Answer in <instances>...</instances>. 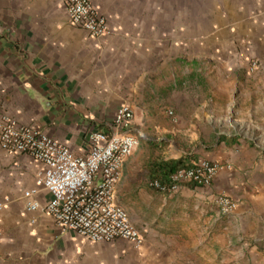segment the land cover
<instances>
[{"label": "crops", "instance_id": "obj_1", "mask_svg": "<svg viewBox=\"0 0 264 264\" xmlns=\"http://www.w3.org/2000/svg\"><path fill=\"white\" fill-rule=\"evenodd\" d=\"M91 1L111 27L103 41L71 26L65 0H0V102L78 157L89 154L92 134H113L118 108L130 107L140 144L114 201L145 241L118 251L123 240L92 243L64 231L36 184L44 165L0 143V264H222L226 245L230 264H264V248L243 247L264 234V95L249 65L264 55V0H226L232 7L210 14H194L192 0ZM200 20L211 22L203 37ZM244 80L252 89L243 93ZM178 159L230 168L210 186L152 188L156 167ZM248 168L254 175L242 176ZM31 190L37 210L28 209ZM221 195L238 202L231 214L221 213Z\"/></svg>", "mask_w": 264, "mask_h": 264}, {"label": "built area", "instance_id": "obj_2", "mask_svg": "<svg viewBox=\"0 0 264 264\" xmlns=\"http://www.w3.org/2000/svg\"><path fill=\"white\" fill-rule=\"evenodd\" d=\"M65 2L71 26L84 30L96 41L111 34L108 19L91 0ZM133 116L130 107H119L113 121L114 133L92 134L89 154L78 157L66 144L44 131L18 122L0 102V143L5 151L27 154L44 165L36 184L50 194L44 210L64 231L75 232L92 243L123 240L140 246L145 241L144 234L134 225L128 211L114 201L124 162L140 144L139 137L132 132ZM229 168L221 162L202 160L176 171L168 184L156 180L150 185L164 193L186 184L210 186L221 171ZM33 195L32 190L25 193L29 210L40 208L32 200ZM216 202L225 215L238 208V202L229 196L221 195Z\"/></svg>", "mask_w": 264, "mask_h": 264}, {"label": "rangeland", "instance_id": "obj_3", "mask_svg": "<svg viewBox=\"0 0 264 264\" xmlns=\"http://www.w3.org/2000/svg\"><path fill=\"white\" fill-rule=\"evenodd\" d=\"M225 1L226 0H192V2H193V5H192V7H193V12H194V14H202V13H207V14H210L211 12H214L215 10H214V8L217 6V7H220V8H224V7H232V6H227L228 4H226L225 3ZM217 2L218 3H220V4H217ZM216 3V4H215ZM219 5V6H218ZM217 7H216V9H217ZM196 21H194V23H195ZM199 24L201 23L202 24V27H200L199 29V31H197L196 33H199V34H201L202 36L201 37H203L204 35H207V33L209 32V28H210V26H209V24L211 23V22H207V21H197ZM216 23H217V27L221 24L222 25V23H224V21L223 20H220V21H216ZM220 23V24H219ZM219 24V25H218ZM195 31V30H194ZM257 43H254L253 41H251V45L252 46H254V45H256L257 44V46L256 47H259L260 48V44L262 43V40L260 41L259 39H257ZM264 41V40H263ZM260 43V44H259ZM249 65H250V68H251V70L253 71V73L254 72H259V77H258V79H260V81H259V83H258V85L257 86H259V87H261V90H258L259 91V93H263V95H264V55L263 54H259V55H255L251 60H250V62H249ZM252 73V74H253ZM243 83V85L241 86V85H238L237 86V88L239 89V90H241V92H247V91H249V87L252 89V83H247L245 80L242 82ZM262 99H264V97L262 96ZM174 113V112H173ZM170 116V118H172L174 121H177V118H176V116H175V113H174V115H169ZM238 117L239 118H241V117H246V111L244 110V111H242L241 112V114H239L238 115ZM257 117L259 118V117H262V118H264V111H259L258 113H257ZM235 119V118H234ZM182 136H186L185 134H183ZM203 136V134L201 135V137ZM201 140H204L203 138H201V139H199V142L201 141ZM184 146V145H183ZM186 146H188L189 147V144L188 145H186ZM188 147H185V151L187 152V153H189L190 151H191V149H193L194 147H196L195 145H190V148H188ZM263 151V153L262 154H264V150H262ZM224 164V163H223ZM227 165V164H226ZM251 167V166H250ZM252 170H254V169H251V168H248L247 170H245L244 171V173L242 174V176H245V174H246V172L249 174V176L250 177H252V175H254V173H252L251 171ZM131 217V216H130ZM162 221H164V218L162 217V219H161ZM161 220H159L158 222H157V224H159L160 222H161ZM261 234L262 235H264L263 233H262V231L261 232H259L258 233V237L257 238H255V237H251L252 239H250L249 241H247V245H243V247L244 248H247V249H252V248H254V247H258V248H260V250H262L263 248H264V239L263 238H260V237H262L261 236ZM187 239H189L190 241H195V239H196V236L195 235H193L192 237H191V239H190V237H186ZM256 240H255V239ZM121 245H122V247H118V251H127L129 248H130V250L132 251L133 249H134V247L130 244V243H128V242H126V241H121ZM239 246H240V244H239ZM230 250H231V247H229L228 245H226V247L224 248V251H223V257H225V261L222 263V264H230V260H232L231 259V253H230ZM129 251V250H128ZM247 260H248V258H245V260L244 261H242L241 263L242 264H245V263H247Z\"/></svg>", "mask_w": 264, "mask_h": 264}, {"label": "trees", "instance_id": "obj_4", "mask_svg": "<svg viewBox=\"0 0 264 264\" xmlns=\"http://www.w3.org/2000/svg\"><path fill=\"white\" fill-rule=\"evenodd\" d=\"M187 159L169 160L162 162L156 167L157 180L162 184H168L171 176L178 170L191 167ZM195 185V184H193Z\"/></svg>", "mask_w": 264, "mask_h": 264}]
</instances>
